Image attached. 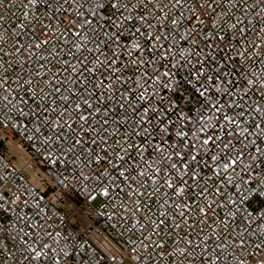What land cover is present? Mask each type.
Returning <instances> with one entry per match:
<instances>
[{
  "label": "built area",
  "instance_id": "built-area-1",
  "mask_svg": "<svg viewBox=\"0 0 264 264\" xmlns=\"http://www.w3.org/2000/svg\"><path fill=\"white\" fill-rule=\"evenodd\" d=\"M255 2L235 0L233 5L223 0L212 23L217 25L221 35H225L232 23L243 19L244 23L238 28L246 29V39L238 44L232 41L231 45L226 41L221 47H217L218 41L205 38V33L212 30L206 19L207 11L196 13L205 19L198 31L193 29L194 22L179 15L180 12L192 14L188 8L193 0H184L183 7H173L169 0H162L168 19L159 9H154L160 0H153L147 12L155 23L152 28L138 20L120 25L123 17L129 14L128 9L121 8L115 24L94 21L83 29L79 27L78 14L73 15L80 4V0H76L64 5L62 16L67 18V23L58 31L61 21L53 24L42 3L36 6L30 5L29 0L0 3V16L3 17L0 20L3 61L0 62L7 68L6 72H0V79L7 77L4 83L7 91L0 90V98L7 96L12 101L7 104L0 99V176L4 177L0 180V205H3L0 208V264H264V197L242 199L252 181L264 182V156L255 151L259 148L264 152V136L255 135L264 128V87H261L264 81V8H257L253 14ZM138 3L139 0L129 3L132 15L137 17L143 11L133 7ZM87 7L89 5L85 4L84 8ZM84 15L88 17L89 14L85 12ZM36 17L41 23L53 24L46 34L40 31L38 23L29 26V21H35ZM173 19L179 21L175 27ZM21 23L25 25L24 30L19 27ZM133 23L144 36L128 39V30L135 31ZM118 25L126 29L121 42L127 43L131 55L117 49L114 43L109 42L107 48L100 43L106 39L104 33L119 30ZM73 32H79L80 36L71 35ZM148 33L160 39L148 43L145 39ZM49 37L52 39L47 46L22 49L19 54L14 52L17 43L29 45ZM84 40L90 42L77 49ZM136 42L142 45L139 53L132 48ZM97 44L100 51L96 50ZM253 44L259 47L253 48ZM223 48H230L233 58L239 53L243 55L228 62V57L221 54ZM209 53L215 63L209 61L211 68L207 76L215 75L217 66L221 73L230 74L227 80L221 76L223 83L209 82L215 87L206 84L208 91L201 96L199 92H204V88L195 78L208 67H200L198 62L205 60ZM106 57L117 60L112 69L108 68ZM132 59L137 60L135 65ZM81 60L83 64L79 63ZM102 61L104 63H100ZM65 62L82 74H71V67L65 72ZM41 64L44 67H40ZM97 65L94 73L85 70ZM85 76L91 82L87 85L89 91L106 77L112 78L109 83L115 80L119 87L98 90L111 96L110 101L82 92L79 96L71 95V101L66 104L61 97L70 93L62 90L59 96L52 93L53 102L48 103L50 88L45 80L52 81L55 77L56 86L62 89L67 86L77 92ZM199 78L201 82L206 80V76ZM28 80L32 81L31 85L24 83ZM248 80H256V86L245 94L243 89L248 87ZM61 81L64 83L60 84ZM217 87L221 91L217 92ZM128 89L136 91L128 92L126 97L123 94ZM84 99L93 104V109L100 107V112L90 116L88 124L84 125L87 134L79 131L81 121L77 117L81 113L72 111ZM96 100L104 103L98 105ZM230 104H233L231 108ZM214 105H223V108L217 112ZM257 106L261 111H256ZM65 107L69 108L68 114L58 119ZM145 107L149 108L148 113L143 112ZM18 108L23 112H18ZM242 110L243 117L239 115ZM34 113L39 114V119ZM82 114L88 115L89 110L85 109ZM224 114L234 116L241 128L252 125L246 133L247 140L238 135L232 139L231 133L225 134L221 125L227 122L217 120ZM44 119L48 120L47 125L42 123ZM104 120L108 121L106 125ZM65 121L72 124L75 131L67 127H57L53 131V122L63 125ZM257 124L260 128L255 127ZM144 128L147 134L142 131ZM134 130L140 134H134ZM60 132L71 139L58 142L55 135ZM179 132L187 135L181 139L177 135ZM145 135L152 144L151 155L144 152L141 156L139 149L133 153L129 148L127 155L121 151L128 145L147 147L141 139ZM209 135L222 137L216 142L221 148L225 143L229 145L220 154L219 162L227 163V157L235 158L240 152L245 153L234 169L220 170L217 162L208 158L220 153V148L211 144L201 146ZM97 136L103 139L91 144ZM46 137L52 138L51 143H45ZM80 138L84 141L83 148L77 145L68 152L73 141ZM89 148L101 157L106 149L114 164H123L124 169L129 170L125 173L127 179L119 176L123 169L114 171L103 162L97 166L88 155ZM182 151L186 154L184 160L177 155ZM117 154L125 156V161H120ZM193 154L201 159L194 170L204 178L192 181L186 175L188 185L181 198L165 181L178 177L184 171L180 165L189 162ZM57 158L59 162L53 163ZM173 163H177V169L172 168ZM105 170L110 176L101 188L100 181L93 177ZM141 172L146 174L140 175ZM173 182L177 188L181 186L178 180ZM201 187L207 188L203 194ZM104 188L109 189L107 197L100 195ZM184 203L190 205V210L175 207ZM199 208H205L206 215ZM181 211L183 217L179 215ZM161 212L166 215L161 216ZM81 217L89 223L83 224ZM160 219L165 224L157 229ZM221 221H226V226ZM175 224L180 227H174ZM241 240L245 241L243 245ZM161 244L163 247L159 246ZM179 249H186L191 255L182 256Z\"/></svg>",
  "mask_w": 264,
  "mask_h": 264
},
{
  "label": "snow or ice",
  "instance_id": "snow-or-ice-1",
  "mask_svg": "<svg viewBox=\"0 0 264 264\" xmlns=\"http://www.w3.org/2000/svg\"><path fill=\"white\" fill-rule=\"evenodd\" d=\"M74 2H76V0H63V3H61V0H29V4L32 6H36V5L42 3L43 7L46 9V14H47L48 18L53 22V24L56 21H61V23L59 25H57V31L59 30L60 27L63 26V23H67V18L62 16V13L64 11V5L74 3ZM0 3H3V0H0ZM129 3H130V0H128V2H124V0H80L79 8L74 9L73 15L75 16L78 14L79 27L81 29H83L86 25L93 24L94 21L97 24H99L100 22H103L105 25L115 24L116 23L115 17L117 15V13L120 11L121 8H124V9H128L129 14L127 16L123 17V20L120 22V25H124L125 22L131 23L133 21L138 20L142 24H147V26L149 28L155 27V23L151 22V21H153V17L147 15L148 4L153 3V0H139L138 5L133 6V7H139L141 9H143V11L140 13V15L138 17L132 15L131 8L129 7ZM169 3L172 4L173 7H175L177 5H179L181 7L184 6V0H169ZM221 3H223V0H204L203 3H201V0H193L192 5L188 8V11L191 12L192 14L189 16L186 14V12H180L179 15L184 16L187 20H189V22H194L193 23V29L198 31L200 25L205 23V19H202L201 15H197L196 13L199 12V13L203 14L205 11H207L206 19H207V22L210 24V27L212 30L205 33V38L209 39V40L218 41L219 43L217 44V47H221L224 44V42H226V41L228 42L229 45H231L232 41H235L238 44L241 39H246V29L244 27L238 28V25H242L244 23L243 19H238L234 23H232L225 35H221L220 30L217 28V25L215 23H212V19H213V17H215L217 15V12H218V9H219V6ZM229 3L234 5L235 0H229ZM85 4H88L89 7L84 8ZM164 7L165 6L163 5L162 0H160V3H157L154 5V9H159L161 14L165 15V19H168V17L164 13ZM80 8H83L84 11H80ZM257 8H264V0H256L255 4L252 6L253 14H255V10ZM49 9L51 11L47 12V10H49ZM85 12H87L89 14L88 17H86L84 15ZM24 15L27 16L28 13L26 12ZM256 18L259 19V17H256ZM2 19H3V17L0 16V20H2ZM34 22L38 23L40 25V31L44 34H46V30L49 27L53 26V24L41 23L39 20V17H36L35 21H29V26H31V24ZM73 23H75V21H73ZM178 23H179L178 20H175V19L172 20L173 27H175ZM19 27H20V29L24 30L25 29L24 23L19 24ZM118 28H119V30L114 31L111 34H109L108 32H105L104 35H105L106 39L101 41L100 43L104 44L105 48L108 47L109 42L114 43L116 45L117 49L128 51L129 55H131V51H130V49H128L127 43L121 42V37L123 36V32L126 29H125V27H121L119 25H118ZM132 28H134L135 31H132L130 29L128 30V39H131L137 35L144 36V33L141 32L140 28H136L134 23L132 24ZM71 35L79 37L80 33L79 32H73V33H71ZM257 35H259V33H257ZM0 39H3V37L0 36ZM51 39H52V37H49L48 39L40 40L38 43L33 42L32 44H29V45L17 43V45L14 47V52L16 54H19L22 49L24 51H27L29 48L40 49L42 46H47L49 44V42L51 41ZM145 39L148 43H151L153 39L159 40L160 37L156 36L154 33H148L147 36H145ZM89 42L90 41H88V40H84L83 43L77 45V49L83 48L84 44L89 43ZM146 46L147 45L145 44L144 47H146ZM141 47H142V45L139 42L132 44V48L136 49L137 53H139V50L141 49ZM252 47L256 48V47H259V45L253 44ZM96 50L100 51L99 44L96 45ZM2 51L3 50L0 49V52H2ZM230 51H231L230 48H223L222 53H221L223 56L228 57V62H230L232 59H238L239 56L243 55V53H239L238 57L233 58L230 56ZM4 55H8V54L5 53ZM0 61H3L2 56H0ZM106 61H107V66L109 69H112L115 66V64L117 63V60L113 59L111 57H106ZM209 61H212L213 63H215L214 58L211 55V53L206 54L205 60L198 62L200 67H204L205 65H208V67L205 69V72H199V68L195 69L197 72H199V76H197L195 78L196 83H199L200 86L204 88V92H199V95H201V96H204L205 92L208 91V87H205L206 84H209L210 81H217V82L223 83V81L220 79L221 76L223 75L224 80H227V76L230 74V73H221L220 66H217L214 70L215 75L207 76V71H208V69L211 68V64H209ZM79 63L83 64L84 61L81 60V61H79ZM100 63H104V62L102 61ZM120 63L123 66V61H120ZM132 63L135 65L137 63V60L132 59ZM98 66L99 65H97L96 67H93L91 69H85V70L88 71L89 73H94L95 71H97ZM40 67H44V65L41 64ZM69 67H71V66L68 65V62H65L64 71L68 72ZM6 71H7V68L5 67V63L0 62V72H6ZM71 74H75L76 76H80L82 73H81V70H78L75 67H71ZM164 75H167V73H165ZM189 75H192V73L190 72ZM200 76H206V80L201 82L200 78H199ZM111 79H112L111 77H106L105 79L100 80L96 85L91 86V91H89L87 85H90L91 82L88 80V77L85 76L84 77V84L78 89L77 92H72L67 86H65L63 89L60 86H56L54 83L55 77L53 78L52 81L45 80V83L48 84L49 88H50V92L48 93V96H49L48 103L51 105L53 102L51 99L52 93H55L57 96H59V94L62 90L70 93V95H68V96L61 97V99L66 104L71 101V95L79 96V93H82V92H87V95L89 97L94 98L96 95H99V96H103L105 98V100L110 101L112 99L111 96H108L106 92H99L98 90L101 88H104V89H112L113 87L118 88L119 85L116 84L115 80H113L111 83H109V80H111ZM116 79L118 80L119 77H117ZM258 79H259V77H258ZM6 81H7V77L0 79V90L7 91V89L4 88V83ZM24 83L27 85H31L32 81L28 80V81H25ZM63 83H64L63 81L60 82V84H63ZM72 83H75V81L73 80ZM228 83L231 84L232 81H228ZM246 83H247L248 87H245L243 89L245 94L248 93L250 88H252V89L255 88L256 80H248ZM21 87H24V85L22 84ZM139 87H140V85H138V88ZM192 87L194 89H196V84L193 83ZM209 87H215V85L209 84ZM261 87H264V81L261 82ZM25 91H27L26 88H25ZM135 91H136V89H128V90H126V92L123 95L127 97L128 92L134 93ZM216 91L219 92V91H221V89L217 87ZM0 99H2L3 101H6L7 104L12 103V101L8 100L7 96H3ZM21 102H23V101H21ZM96 103L98 105H100V104H103L104 101L96 100ZM233 104H235V102H233ZM233 104L228 105V107L231 108L233 106ZM120 107L123 108L124 104H120ZM214 107H216L217 112H220L221 109L223 108V105H220V106L214 105ZM85 109L89 110L88 115L82 114ZM17 111L23 112V109L18 108ZM45 111H48V110H45ZM72 111H75L77 113H81L77 117V119L79 121H81L79 131L81 133L87 134L84 125L88 124L90 116L94 115L95 113L100 112V107L97 106L95 109H93V104L89 100L84 99L81 101V103H77L75 105V107L72 109ZM107 111H108V108L105 107V112H107ZM133 111H135V109H133ZM153 111H154V109H153ZM256 111L257 112L261 111L259 106L256 107ZM68 112H69V108L65 107L64 111L59 114L58 119L60 117H63L65 114H68ZM143 112L148 113L149 108L145 107L143 109ZM239 115L241 117H243V115H244L243 110L239 113ZM24 116L27 117L28 113H24ZM33 116L35 118L39 119L38 113H34ZM143 120H144V116L142 115L141 121H143ZM217 120H223V121L227 122L226 124H222L221 127L224 129L225 134L231 133L232 139H236L237 135L239 137H241L243 140L248 139L246 133L249 132L252 125L249 124L247 127L241 128L240 122H238L234 116H229L227 114H224L223 116H218ZM42 123L44 125H47L48 120L44 119L42 121ZM107 123H108L107 120L103 121L104 125H106ZM228 125H235V127L229 128ZM138 126H139V124H138ZM52 127H53L54 132H55V129L57 127H61V128L67 127L69 129H72L73 131H75V129H73V125L68 123L67 121H65L63 125H60L57 122H53ZM91 127L92 126L89 124V128H91ZM255 127L260 128V125L257 124V125H255ZM39 130L40 129L37 128L36 132H39ZM198 130H200V129H198ZM142 131L146 134L148 133V130L146 128L142 129ZM164 131L167 132V128H165ZM200 131H202V130H200ZM134 134L139 135L140 133L136 132L134 130ZM177 135L180 136L181 139H183V137H185L187 135V133L179 132V133H177ZM255 135L264 136V128H261L260 132L255 133ZM55 139L58 142H60V141L69 140V139H71V137L69 135L64 134L63 132H60V133H56ZM97 139H103V138L97 136L96 138H94L91 141V144H96ZM141 139L145 140V142L147 143V147H143V146L138 145V144L137 145H128L127 148L122 147L121 151H123L127 155L129 148H131L133 150V153H135L136 150L139 149L141 156L144 152H148L149 155H151V149H152L151 142L147 141L146 135L141 136ZM51 140H52V138L46 137L45 143H51ZM221 140H222L221 136L209 135L207 137V139H204L202 141L201 146L204 147V146L211 144L214 147L220 148L219 154L210 155L208 158L210 160H212L213 162H217V166L220 170L234 169V167L236 165H238V163L241 162V159H242V157H244L245 153L240 152L235 158L227 157V163L219 162L220 154H223L224 150L228 149V147H229V145L227 143H225V144H223V147L221 148L220 145L218 143H216L217 141H221ZM104 142L107 143L106 140ZM249 142L252 144H255V141H249ZM77 145H80L81 148H83V145H84L83 138L74 140L72 145L68 147V149H67L68 152H72L73 149ZM158 147L159 146L157 145V148ZM244 147L246 148L247 145H244ZM255 151L260 156H264V152H261L259 148H256ZM88 155L91 158V160H93L96 163L97 166H99L103 162V163L108 164L110 167H112L114 171L123 169V170L119 171V176L124 178V179H127L125 173L128 172L129 170L124 169L123 164H114L112 159L109 158V156L107 155L106 149H105V155L103 157L98 155V153L93 151L91 148L88 149ZM177 155L180 156L181 160H184L186 158V154L183 151L178 152ZM117 158L120 161H125V156H121V155L117 154ZM59 159L60 158H57V160H54L53 163H58ZM200 162H201V159L198 157V155L193 154L191 156V159L189 162L183 163L180 165V167H182L184 169V171L182 173H180V175L178 177L169 178L168 180H166L165 181L166 186L168 188L173 189V192L175 193L176 196L183 198V194L185 193V190H186L185 186L188 185V180H185V178H184L186 175L192 181H198V180H202L204 178L202 175L196 173L194 170L195 166L197 164H199ZM205 166H207L206 162H205ZM172 168L177 169L178 168L177 163H173ZM129 174H130V172H129ZM145 174L146 173H144V172L140 173V175H145ZM214 175H219V172H214ZM109 176H110V173L107 170H105L103 173H101L100 176L93 177V179L100 181L101 188H103V182L107 181L109 179ZM83 178L86 179L87 177H83ZM3 179H4V177L0 176V180H3ZM112 179L115 180L116 177H112ZM174 180H178L181 186L177 188L176 183L173 182ZM153 183H155V182H153ZM246 183H248V182H246ZM141 186H143V185L141 184ZM206 191H207L206 187H201V194H203ZM246 193L247 194L242 197L243 200H247L249 198V196L264 197V182L252 181L251 186L246 189ZM100 195L107 197L109 195V189L104 188L100 192ZM232 203L235 204L236 201H232ZM2 207H3V205H0V208H2ZM175 207H177V208L182 207L185 210H190V205L188 203H184L183 205H175ZM211 207H212V205L209 204L208 208L211 209ZM137 210H139V209H137ZM199 211L201 213H205V215H206L205 208H199ZM160 215L164 216V215H166V213L161 212ZM179 215L181 217H183L184 212L181 211L179 213ZM229 215H234V213H229ZM221 222L225 223V226H226V221H221ZM137 223H139V221ZM152 223H156V222L153 221ZM164 224H165V221L163 219H160L159 223H156V228L159 229ZM174 227L179 228L180 225L175 224ZM188 243H189V245L192 244L191 241H189ZM240 243H241V245H243L245 243V241L241 240ZM159 246L163 247L162 244ZM198 246L199 245H195V247H198ZM179 252L182 256L191 255V253L188 252L186 249H179ZM36 255L39 256V255H41V253H36Z\"/></svg>",
  "mask_w": 264,
  "mask_h": 264
},
{
  "label": "rangeland",
  "instance_id": "rangeland-1",
  "mask_svg": "<svg viewBox=\"0 0 264 264\" xmlns=\"http://www.w3.org/2000/svg\"><path fill=\"white\" fill-rule=\"evenodd\" d=\"M24 155H25V154H24ZM80 221H81L83 224H85V225H87V224L89 223V221H88L86 218H83V217L80 218Z\"/></svg>",
  "mask_w": 264,
  "mask_h": 264
}]
</instances>
